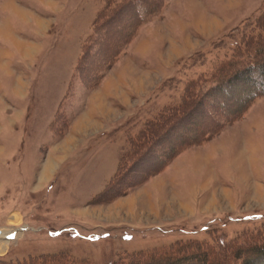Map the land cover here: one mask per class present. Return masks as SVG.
Here are the masks:
<instances>
[{
	"label": "rangeland",
	"instance_id": "rangeland-1",
	"mask_svg": "<svg viewBox=\"0 0 264 264\" xmlns=\"http://www.w3.org/2000/svg\"><path fill=\"white\" fill-rule=\"evenodd\" d=\"M2 1L1 11L17 1L29 12L13 27L41 50L30 61L15 54L0 62V232L20 234L0 260L66 253L112 264L177 241L228 242L264 225V97L142 185L93 202L128 135L223 60L254 29L264 0H164L93 90L74 71L106 0ZM58 113L69 121L62 136L51 130Z\"/></svg>",
	"mask_w": 264,
	"mask_h": 264
},
{
	"label": "trees",
	"instance_id": "trees-1",
	"mask_svg": "<svg viewBox=\"0 0 264 264\" xmlns=\"http://www.w3.org/2000/svg\"><path fill=\"white\" fill-rule=\"evenodd\" d=\"M163 8L164 0H106L83 45L74 78L85 89L98 87L139 28ZM115 24L118 27L114 30ZM73 89L69 88V96ZM263 97L264 13L254 29L230 47L223 60L187 81L178 102L164 106L137 132L128 135V148L120 155L115 174L93 202L113 200L142 185L153 173L165 169L182 150L204 143L211 134L244 118L253 103ZM67 120L66 113H58L51 124L52 132L62 136L69 125ZM148 162L146 170L140 169L138 175L139 165ZM0 264L91 263L60 253L18 262L0 260ZM112 264H264V225L228 242L217 237L212 242L177 241L151 251L126 253Z\"/></svg>",
	"mask_w": 264,
	"mask_h": 264
},
{
	"label": "crops",
	"instance_id": "crops-1",
	"mask_svg": "<svg viewBox=\"0 0 264 264\" xmlns=\"http://www.w3.org/2000/svg\"><path fill=\"white\" fill-rule=\"evenodd\" d=\"M15 3L16 5H10L12 7L7 6L5 11L0 10V62H5L15 54H19L20 56H22L25 61H30L32 59H35L41 50L40 44H38L36 38L24 39L22 35L20 36L15 32V29L13 27L14 18H20L23 20L28 17L30 19L29 12L23 10V7L18 5L17 1H15ZM13 8H16V10H14ZM37 20L38 28H45V26L47 25L46 19L38 18L37 16ZM41 24L45 26L43 27L41 26ZM19 82L24 83L25 81L23 78H21Z\"/></svg>",
	"mask_w": 264,
	"mask_h": 264
},
{
	"label": "bare ground",
	"instance_id": "bare-ground-1",
	"mask_svg": "<svg viewBox=\"0 0 264 264\" xmlns=\"http://www.w3.org/2000/svg\"><path fill=\"white\" fill-rule=\"evenodd\" d=\"M84 125V124H83ZM82 125V127H83ZM48 168L51 167V163L47 165ZM18 216H15V222H18ZM3 236V237H2ZM20 236V234L18 233V231L15 230H5L2 235H1V239H0V254H5L9 244L11 242V240L17 239Z\"/></svg>",
	"mask_w": 264,
	"mask_h": 264
},
{
	"label": "water",
	"instance_id": "water-1",
	"mask_svg": "<svg viewBox=\"0 0 264 264\" xmlns=\"http://www.w3.org/2000/svg\"><path fill=\"white\" fill-rule=\"evenodd\" d=\"M2 233L0 232V237H1Z\"/></svg>",
	"mask_w": 264,
	"mask_h": 264
}]
</instances>
